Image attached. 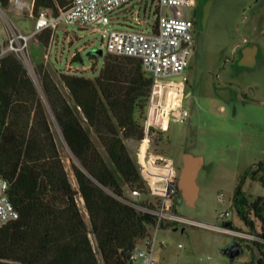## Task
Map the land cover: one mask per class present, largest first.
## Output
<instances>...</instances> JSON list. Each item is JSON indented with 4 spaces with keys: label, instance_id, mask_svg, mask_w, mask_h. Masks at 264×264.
I'll list each match as a JSON object with an SVG mask.
<instances>
[{
    "label": "trees",
    "instance_id": "obj_1",
    "mask_svg": "<svg viewBox=\"0 0 264 264\" xmlns=\"http://www.w3.org/2000/svg\"><path fill=\"white\" fill-rule=\"evenodd\" d=\"M0 1L3 7L10 4ZM71 2L36 0L34 14L44 8L57 14ZM44 33L46 39L40 34L39 40L49 45L53 32ZM72 62H83L81 55ZM37 71L47 104L18 56L0 58V175L11 184L10 200L20 216L0 229V264H101L99 256L103 264H133L132 251L148 237L155 217L128 204L122 185L147 194L127 141L144 138L153 81L139 59L108 54L96 78L60 74L70 101L44 64ZM52 119L72 153L78 189L61 156ZM158 141H164L162 136ZM251 175L264 186V161L251 168ZM234 206L250 234L264 239V196H247L239 186ZM253 243L262 256L258 264H264V244Z\"/></svg>",
    "mask_w": 264,
    "mask_h": 264
},
{
    "label": "rangeland",
    "instance_id": "obj_2",
    "mask_svg": "<svg viewBox=\"0 0 264 264\" xmlns=\"http://www.w3.org/2000/svg\"><path fill=\"white\" fill-rule=\"evenodd\" d=\"M209 2V16L204 21L205 25L199 28V50L185 72L195 86L194 96L185 100L190 112L187 125L171 124L168 139L175 145L172 151L165 150L167 141L164 144L158 141L156 145L161 153L174 160L179 172L185 153L204 159L198 176L200 194L196 207H189L184 201H179L177 213L180 216L206 225L221 226L230 222L234 228L250 234L237 215L234 198L239 186L247 196H264L263 184L253 181L251 175V168L264 161V0H203L202 4L205 6ZM156 6L155 0L133 1L113 13L116 21L113 28L136 29L138 20H146L147 24L139 29L150 32L156 21ZM191 15L192 10L187 9L185 17L189 18ZM203 18L202 9L198 21H203ZM11 22L26 34H31L35 29L31 13H18L10 0L9 6H2L0 10V32L3 38L7 36ZM55 34L54 41L49 40V45H43L39 36L33 38L24 59H21L46 104L47 99L37 71L38 64L45 65L63 94L72 101L61 82L60 74L96 78L108 55L102 48L101 35L93 34L91 30L63 24ZM40 36L45 39L47 37L45 33ZM245 48H253L256 54L255 65L252 67L242 65ZM93 50H102L103 55L92 59L90 52ZM76 54L81 55L83 62H72ZM233 55L236 57L234 62L231 61ZM52 128L70 180L74 188L78 189L71 168L72 153L53 119ZM189 130L193 137L192 144L188 139ZM91 135L110 164L96 136L93 132ZM139 146V141H127L132 156ZM122 186L129 196L128 187L125 184ZM220 195L224 196L222 201L218 198ZM78 202L89 222L82 198L78 197ZM227 211L231 217L222 220V214ZM158 239L167 243L165 250L159 249L156 252L155 258L159 264H231L222 250L234 241L251 248L244 249L243 255L236 258L235 264H258L262 258L253 241H238L230 235L206 228L173 226L162 230ZM99 260L103 264L101 256Z\"/></svg>",
    "mask_w": 264,
    "mask_h": 264
},
{
    "label": "built area",
    "instance_id": "obj_3",
    "mask_svg": "<svg viewBox=\"0 0 264 264\" xmlns=\"http://www.w3.org/2000/svg\"><path fill=\"white\" fill-rule=\"evenodd\" d=\"M11 1L18 13H31L35 29L31 34H25L11 22L5 38L0 32V58L11 53L24 59L33 38L51 30L53 42L59 27L66 24L100 34L102 48L108 54L139 59L144 71L153 81L143 125L144 138L133 155L144 179L147 194L138 189L129 190L126 202L138 211L154 216L155 225L151 226L147 238L136 243L131 254L133 264H159L155 258L156 252L167 248V243L158 239L164 226L206 228L230 235L238 241L249 240L264 244V239L239 231L233 226L206 225L180 216L177 213L181 195L178 185L179 169L174 160L161 153L156 145L162 136L167 141L165 150L172 151L174 145L168 139L171 124L186 126L190 116L185 105V72L192 61L198 29L192 15L186 18L185 13L187 9H193L196 0H155L156 21L150 32L139 29L147 24L146 20H138L136 29L113 28L116 25L113 13L135 0H72L67 9H59L57 14L53 9L44 8L37 16H34L36 0ZM163 142L161 143L164 144ZM10 188L11 184L0 175V229L20 217L10 200ZM218 198L222 201L224 196L220 195ZM230 217L228 211L221 216L222 220ZM210 261L213 260L210 258Z\"/></svg>",
    "mask_w": 264,
    "mask_h": 264
},
{
    "label": "water",
    "instance_id": "obj_4",
    "mask_svg": "<svg viewBox=\"0 0 264 264\" xmlns=\"http://www.w3.org/2000/svg\"><path fill=\"white\" fill-rule=\"evenodd\" d=\"M0 5L2 6L1 1H0ZM210 5L211 2L207 4L204 10L205 21L209 16ZM90 55L91 56L103 55V51L93 50L92 52H90ZM246 56L247 57H245L244 61L242 62V65L244 67L254 66L255 62H252V60L249 61L250 59H248L249 58L248 55ZM180 79L182 80V78ZM188 139L190 143L193 140L190 130L188 131ZM203 165H204V159L202 157L194 156L189 152L184 154L183 166L180 170L178 185H179L181 197L183 201L186 203V205L189 207H193V208L196 207L197 201L199 199L200 186L198 184V176L203 168ZM225 226L231 228L232 224L228 222L225 224ZM243 253H244V248L237 241H234L232 244H230L228 247L222 250V254L230 260L231 264H235L236 258L242 256Z\"/></svg>",
    "mask_w": 264,
    "mask_h": 264
},
{
    "label": "flooded vegetation",
    "instance_id": "obj_5",
    "mask_svg": "<svg viewBox=\"0 0 264 264\" xmlns=\"http://www.w3.org/2000/svg\"><path fill=\"white\" fill-rule=\"evenodd\" d=\"M202 1L203 0H196L195 1V4H194V7L192 9V17L195 19V22H196V26H197V29H198V35L196 37V46H195V49H194V53H193V56L195 54H197L198 50H199V47H198V41H199V36H200V32H199V28L204 24V18H203V21H198V16L201 12V10L203 9V11L205 10V7H206V4L204 6V4H202ZM193 58V57H192ZM230 60V59H227V61ZM236 60V57L235 55H233V57H231V61L234 62ZM194 89H195V86H194V83L191 79H188V77H186V82H185V91H186V99H189V98H192L194 96ZM174 149H175V145H174ZM178 168V167H177Z\"/></svg>",
    "mask_w": 264,
    "mask_h": 264
},
{
    "label": "crops",
    "instance_id": "obj_6",
    "mask_svg": "<svg viewBox=\"0 0 264 264\" xmlns=\"http://www.w3.org/2000/svg\"><path fill=\"white\" fill-rule=\"evenodd\" d=\"M19 31H21V30H19ZM21 32H23V33H25L24 31H21ZM26 34V33H25ZM244 47H246V46H244ZM245 50V51H244ZM243 51L245 52V57H247L246 55H248V59H250L249 61H251L252 60V62H255V59H256V54L254 53V50H253V48H245ZM244 55H242V57H243Z\"/></svg>",
    "mask_w": 264,
    "mask_h": 264
}]
</instances>
